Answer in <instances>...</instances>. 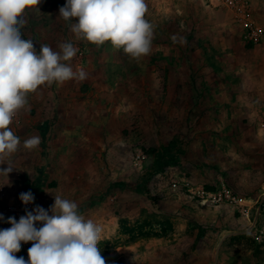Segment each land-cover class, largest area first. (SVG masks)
Returning <instances> with one entry per match:
<instances>
[{"label":"rangeland","instance_id":"1","mask_svg":"<svg viewBox=\"0 0 264 264\" xmlns=\"http://www.w3.org/2000/svg\"><path fill=\"white\" fill-rule=\"evenodd\" d=\"M245 1L253 26L263 30L256 44L245 40L243 21L228 7L146 0L154 39L151 54L138 62L110 42L97 47L76 39L74 21L59 15L66 0H42L41 12H26L24 38L37 49L71 42L78 49L71 65L87 77L29 95L17 118L35 121L41 143L31 154L44 168L38 186L20 190L45 210L55 195L75 201L102 226L98 247L106 264H264V243L254 240L249 221L230 205L206 200L224 187L264 203V105L251 109L259 117L253 123L247 115L242 124L215 121L245 112L235 90L249 89L245 95L252 97L264 66L258 55L264 54V0ZM257 137L259 186L235 187L237 180L226 181L210 163L231 146L251 159ZM248 164L233 165L232 173L251 170ZM258 227L264 228V212ZM25 245L32 246L22 243L19 257Z\"/></svg>","mask_w":264,"mask_h":264},{"label":"clouds","instance_id":"2","mask_svg":"<svg viewBox=\"0 0 264 264\" xmlns=\"http://www.w3.org/2000/svg\"><path fill=\"white\" fill-rule=\"evenodd\" d=\"M41 2L0 0V165L8 166L0 169V174L6 176L15 169L12 158L21 146L33 151L41 143L36 135L21 143L11 127L28 107L29 95L41 86L87 77L83 68L71 65L78 51L71 42L60 43L59 50L48 44L37 49L33 40L24 38L26 12H41ZM147 10L146 0H66L59 15L74 21L70 29L76 39L97 47L110 42L138 62L152 51L155 26L146 18ZM259 136L264 138V129ZM20 199L28 205L35 198L29 191L21 193ZM7 223L11 227L0 229V264H106L98 247L102 226L80 213L73 200L55 195L49 210L36 206L18 221L9 217ZM28 242L32 246L26 261L15 254Z\"/></svg>","mask_w":264,"mask_h":264},{"label":"crops","instance_id":"3","mask_svg":"<svg viewBox=\"0 0 264 264\" xmlns=\"http://www.w3.org/2000/svg\"><path fill=\"white\" fill-rule=\"evenodd\" d=\"M260 57V60L262 61V57L264 56V54L259 53L258 54ZM261 66L264 65V63H260ZM258 73L260 75V79L258 81V86L256 87V89L253 91H251L250 94H252V97H249L250 95H245V93L249 92V89H236L235 93L236 96L235 101H239L240 104H242V106H240L241 108L245 109V112H242L238 107V103L232 101V109H236V112L239 113L235 116H222L219 117V119L215 120L216 123H226V122H235V123H240L242 124L244 121V116L243 115H247L249 118V121H251V123H253L254 121H256L257 119H259V117H254L251 115V112H253V110L251 111V109H258L261 106L264 105V66L258 70ZM247 88V87H245ZM229 98V97H227ZM230 100L233 99L232 96H230ZM249 98V99H248ZM252 98L254 99V104H251V100ZM251 99V100H250ZM227 101V100H226ZM224 101V102H226ZM230 102V101H228ZM238 110H240L238 112ZM259 116V115H257ZM26 120V121H24ZM19 119L16 118V121L14 122L13 126V130L17 131L18 136L21 138V143H23V140L36 135L39 136L36 133V129L34 128V124L35 121L32 119ZM214 120H212V122H215ZM254 120V121H253ZM25 129L28 130V132L25 131ZM235 134H238V132H235ZM225 136H227V138H230L231 140H233L232 135L233 134H229V133H224ZM242 138H239V144H244V138L245 135L241 134ZM212 136V135H211ZM230 136V137H228ZM213 137V136H212ZM236 137V136H235ZM260 137H257L255 139L256 141V145H254V147H252L251 150V159H243L244 157L249 156L248 154L245 155L243 153V149L239 148L237 149L235 146H231L227 149H223V150H219V158L218 159H214L213 161H211V166L214 167L217 165L218 169L220 172H222L224 174V176L227 178L226 181H231V179L233 180H237L238 184L235 187H241V188H257L259 185L258 183L260 182V166H259V161L261 160V156H260V146L262 145L260 143ZM243 141V142H242ZM242 142V143H241ZM32 151H28L25 150L22 146L20 148V150L14 155V157L12 158V162H13V166L15 169H13L8 176L6 175H2L0 174V187H4L7 191V193L9 195H15L18 194L19 192H21L20 188H24L25 186H28L27 183H29V185H35L38 186L41 183V176L40 174L43 173V169L44 166L41 165V160H38L37 158H35V155L32 153ZM244 163H252L253 166H247L248 168L250 167L251 170H244V168H242L244 170V172L239 171L240 168H238L237 170H235L232 173V166L233 165H240V164H244ZM248 164V165H250ZM255 165V166H254ZM42 166V167H41ZM241 167H244L243 165H240ZM7 164H3L0 165V169H5L7 168ZM237 167V166H235ZM41 168V169H40ZM242 172V175H241ZM22 176V177H21ZM233 177V178H232ZM246 182V184H245ZM244 184V185H243ZM4 217V219L7 221V219L9 218V216H6L4 214H0ZM2 221V220H0ZM0 229H5L3 228V224H1L0 222ZM17 257L18 253L15 254Z\"/></svg>","mask_w":264,"mask_h":264},{"label":"built area","instance_id":"4","mask_svg":"<svg viewBox=\"0 0 264 264\" xmlns=\"http://www.w3.org/2000/svg\"><path fill=\"white\" fill-rule=\"evenodd\" d=\"M214 6H225L230 8L237 16L238 19L243 21L246 27L245 40L252 44L258 43L261 39L263 30L258 27L253 26V22L250 20V8L249 3L245 0H204ZM143 157L139 154L138 160ZM176 186V184H175ZM26 190H22L18 194L9 195L4 187H0V214H4L9 217H15L18 221L23 215H26L27 211H32L35 208L34 202L25 205L21 199V193H26ZM208 199L212 200L215 204H226L234 207V209L240 214V216L251 225V234L257 243H264V228L258 227L259 218L262 217V212H264V203L262 200H257L253 203L250 199L244 196H238L231 192V190L222 189L208 193ZM206 202V201H205ZM256 209L255 215L253 210ZM25 260L28 259V248L24 247L22 251Z\"/></svg>","mask_w":264,"mask_h":264}]
</instances>
